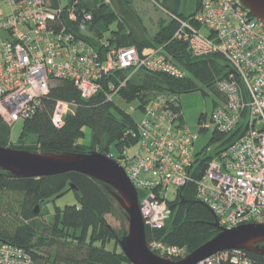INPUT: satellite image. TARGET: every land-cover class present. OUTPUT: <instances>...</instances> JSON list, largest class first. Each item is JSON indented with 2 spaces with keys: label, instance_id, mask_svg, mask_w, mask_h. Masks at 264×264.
Listing matches in <instances>:
<instances>
[{
  "label": "built area",
  "instance_id": "obj_1",
  "mask_svg": "<svg viewBox=\"0 0 264 264\" xmlns=\"http://www.w3.org/2000/svg\"><path fill=\"white\" fill-rule=\"evenodd\" d=\"M0 3L9 9L4 14L0 6V120L8 127L31 118L58 82H70L84 100L104 92L107 101L121 107L119 91L139 70L174 79L188 76L163 47L140 54L133 47L113 48L105 39L97 46L86 33L91 15L80 16L73 6L52 7L47 0ZM63 18L77 25L67 28ZM178 22L173 37L186 44L191 56L219 54L227 63L226 76L214 83L218 95L211 92L213 106L192 127L184 118L180 95L152 94L135 111L126 110L136 128L125 136L134 143L112 160L136 189L140 215L150 229L163 228L170 217L168 193L180 194L188 185L223 229L264 225V22L239 0H200L197 12ZM120 71L128 74L121 79ZM72 110V104L56 102L54 126L61 128ZM219 135L225 139H214ZM147 247L169 261L187 256L185 249L160 242ZM243 252H219L197 264H259ZM0 264L33 262L24 250L1 244Z\"/></svg>",
  "mask_w": 264,
  "mask_h": 264
},
{
  "label": "trees",
  "instance_id": "obj_2",
  "mask_svg": "<svg viewBox=\"0 0 264 264\" xmlns=\"http://www.w3.org/2000/svg\"><path fill=\"white\" fill-rule=\"evenodd\" d=\"M47 1L52 7L59 6L58 0ZM152 1L166 14L168 22L160 20L156 33L151 37L144 33L145 38H139L104 0H71L63 8L73 6L80 16L91 15L86 33L97 46L105 39L113 48L134 47L140 54L163 47L172 61L188 73L184 79H174L162 73L139 70L119 91L118 98L125 103L138 101L144 104L154 93L182 95L197 91L199 86L218 95L214 83L226 76L225 59L219 54L193 57L186 44L173 37L179 28L178 20H189L197 12L200 0H191L188 10L187 0ZM61 22L72 29L77 25L67 18ZM61 22H55V26ZM113 25L114 29H111ZM127 74L124 71L117 73L121 79ZM58 101L73 105L72 113L65 115L61 128L52 123ZM135 128L131 115L116 103L107 101L104 92L84 100L70 82L62 81L51 87L31 118L21 121L14 143L10 141V127L0 120V147L41 154L98 152L114 159L110 156V148L121 153L133 144L125 132ZM87 131L89 145L81 142ZM214 139H225V136ZM206 161L207 158L200 162L202 169ZM70 184L76 188L72 191L77 204L62 209L55 207L50 222L39 220L41 207L64 195L70 190ZM180 196L187 203H181ZM168 205L171 214L163 228L144 226L147 245L160 242L183 248L188 255L218 234L213 226L214 215L195 199L192 185L180 194L173 192ZM36 207L37 214L34 213ZM107 217L119 224V231L108 224ZM127 226V215L112 196L111 189L102 182L79 173L34 179L15 178L0 170V245L8 244L24 250L33 264H130L118 245ZM109 244L112 245L110 250L106 248ZM243 254L253 262L264 264L263 255Z\"/></svg>",
  "mask_w": 264,
  "mask_h": 264
},
{
  "label": "water",
  "instance_id": "obj_3",
  "mask_svg": "<svg viewBox=\"0 0 264 264\" xmlns=\"http://www.w3.org/2000/svg\"><path fill=\"white\" fill-rule=\"evenodd\" d=\"M239 1L252 17L264 22V0ZM0 170L9 172L15 178L34 179L79 173L108 186L112 196L127 215V233L119 239L118 245L130 264H197L214 254L231 250L264 256V225L247 224L225 230L216 218L213 226L218 234L185 258L172 262L156 256L146 244L136 189L118 163L98 152L41 154L0 147ZM69 189L76 190L72 184ZM183 190L184 187L180 192ZM180 202L187 203L181 196ZM34 213H38V207Z\"/></svg>",
  "mask_w": 264,
  "mask_h": 264
},
{
  "label": "rangeland",
  "instance_id": "obj_4",
  "mask_svg": "<svg viewBox=\"0 0 264 264\" xmlns=\"http://www.w3.org/2000/svg\"><path fill=\"white\" fill-rule=\"evenodd\" d=\"M70 2L71 0H58L60 7L68 6ZM104 2L115 12L119 19L123 20L127 26H129L131 30L136 33L139 38H145L144 33H146L148 37L153 36V34H155L157 31L158 22L160 20L168 22V17L166 14L160 8H158V6L152 0H104ZM186 4L187 10L190 9L191 0H187ZM0 6L4 14L9 12V9L6 8L3 3H0ZM111 29H114V25L111 26ZM201 32L204 33L205 29L202 28ZM213 99L214 97L210 90L204 86H199L197 91L179 96L181 110L184 114L185 120L190 126L193 127L195 125L196 118L200 113L210 112L213 106ZM118 104L125 110L132 109L135 111L138 101H133L130 103L118 101ZM131 114L134 115L135 118H138V113L133 112ZM20 129L21 122H17L12 127H10L11 142L14 143L17 140ZM205 139V136L201 137L200 141L197 143V149L203 144ZM89 141L90 134L87 131L84 139L81 140V142L85 145H89ZM128 152L131 153L132 151L128 150ZM110 156L116 159L120 156V153L114 147H111ZM171 196L172 193L169 192L168 198L170 199ZM76 204L77 198L75 192L69 190L61 197L55 198L43 205L39 210V220L43 222H50L53 217L55 207L62 209L65 206ZM107 222L112 228H115L119 231V224L115 220H113L111 217H107ZM123 236H121V238ZM106 248L110 250L112 249V245L109 244Z\"/></svg>",
  "mask_w": 264,
  "mask_h": 264
},
{
  "label": "bare ground",
  "instance_id": "obj_5",
  "mask_svg": "<svg viewBox=\"0 0 264 264\" xmlns=\"http://www.w3.org/2000/svg\"><path fill=\"white\" fill-rule=\"evenodd\" d=\"M134 48V47H133ZM136 49V48H135ZM137 50V49H136ZM172 262H174V261H172Z\"/></svg>",
  "mask_w": 264,
  "mask_h": 264
}]
</instances>
